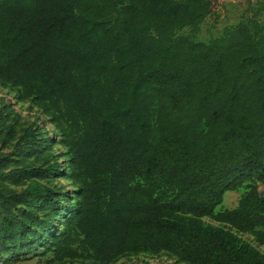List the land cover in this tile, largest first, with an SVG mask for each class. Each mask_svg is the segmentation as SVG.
Listing matches in <instances>:
<instances>
[{"label":"trees","instance_id":"trees-1","mask_svg":"<svg viewBox=\"0 0 264 264\" xmlns=\"http://www.w3.org/2000/svg\"><path fill=\"white\" fill-rule=\"evenodd\" d=\"M211 8L0 0V85L67 151L62 170L52 139L0 105V264L41 247L48 264H264V26L181 35ZM60 176L73 192L41 183Z\"/></svg>","mask_w":264,"mask_h":264},{"label":"rangeland","instance_id":"rangeland-1","mask_svg":"<svg viewBox=\"0 0 264 264\" xmlns=\"http://www.w3.org/2000/svg\"><path fill=\"white\" fill-rule=\"evenodd\" d=\"M212 8L211 13L201 24L200 32L193 34L190 28H186L181 32L182 36H189L196 42L208 43L213 38H218L222 35L223 31L230 26H235L241 22H246L255 18L261 25L264 26V9L257 2L258 0H211ZM0 105L8 107V110L13 118L18 119L19 124H36L44 138H51L53 149L52 153L59 156V162L62 165V170L67 168V151L60 145V136L55 128L50 124L49 119L37 108L30 103H20L17 99V92L4 88L0 85ZM14 143V142H13ZM13 147H8L2 152L11 154ZM34 161V159H32ZM43 184H49L56 189L64 191L70 190L73 192L75 189L66 177H51L47 180L41 181ZM17 191H22L23 188H16ZM264 193V187L260 188ZM239 193L229 192L225 195L223 203L224 207L232 208L238 202ZM208 224H214L209 219L204 220ZM250 239L249 237H245ZM44 248L41 247L32 252L22 253L20 255H13L7 263L2 264H48L51 259L50 253H44ZM264 253V247L260 248ZM67 264H83L80 262L67 263ZM116 264H179L175 259L166 255L160 257L139 256L137 258L124 259Z\"/></svg>","mask_w":264,"mask_h":264},{"label":"crops","instance_id":"crops-1","mask_svg":"<svg viewBox=\"0 0 264 264\" xmlns=\"http://www.w3.org/2000/svg\"><path fill=\"white\" fill-rule=\"evenodd\" d=\"M238 198L240 199V195L238 196ZM239 201V200H238ZM225 203V202H224ZM237 205H238V202L236 203V205L234 206V207H232V208H228V207H222L223 209H228V210H232V209H234V208H236L237 207ZM220 209V208H219Z\"/></svg>","mask_w":264,"mask_h":264}]
</instances>
